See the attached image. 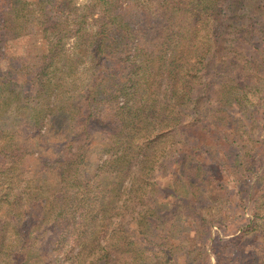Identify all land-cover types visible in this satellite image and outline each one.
Wrapping results in <instances>:
<instances>
[{
	"label": "trees",
	"instance_id": "trees-1",
	"mask_svg": "<svg viewBox=\"0 0 264 264\" xmlns=\"http://www.w3.org/2000/svg\"><path fill=\"white\" fill-rule=\"evenodd\" d=\"M240 196L222 250L264 243V0H0V264H195Z\"/></svg>",
	"mask_w": 264,
	"mask_h": 264
},
{
	"label": "rangeland",
	"instance_id": "rangeland-1",
	"mask_svg": "<svg viewBox=\"0 0 264 264\" xmlns=\"http://www.w3.org/2000/svg\"><path fill=\"white\" fill-rule=\"evenodd\" d=\"M81 2L84 0H80ZM24 44V43H23ZM23 47H20L19 50H17L15 53L18 54L19 51L22 50ZM2 61V66L6 67L7 66V62L10 59L9 57H4ZM55 152V151H54ZM36 161H32L31 162V166L35 165ZM232 181V179H231ZM232 185V184H231ZM236 185V184H235ZM238 186V185H236ZM240 197H234L231 201V205L230 207L231 212L229 213L230 218L228 219L227 222H225L224 225H226V227L223 226H214L212 229V237L215 238V242H206V237L209 234V230L203 232V234H201L203 236V238L197 237V235L193 234V233H187V238H189V240H193V238H196L199 242L198 243V247L199 248H204L203 249V256L201 257L200 260H197L198 262H196L195 264H216L218 261L219 256L216 254L219 252V255H230L231 257L237 255L238 257L235 259V261H231L229 263H225V264H258V261L262 258H264V243L263 240H255L254 238H245L242 239L240 242H236V243H230L229 246L231 247H227L226 249L222 250V246L223 244L218 242V239H224V240H232L236 237H238L239 235H241V231L242 228L248 224L247 219L250 218L251 215V208L250 206L246 207L244 206V208H242L239 200ZM229 206V205H228ZM191 225V224H190ZM192 226V225H191ZM190 226V231L192 229V227ZM49 236V235H48ZM201 245V246H200ZM240 249H243V252L238 255L237 251H240ZM262 253V254H261ZM252 254H256V255H252ZM181 255V254H179ZM236 257V256H235ZM260 264H264V260H261Z\"/></svg>",
	"mask_w": 264,
	"mask_h": 264
}]
</instances>
